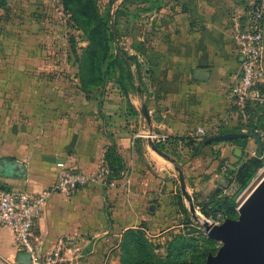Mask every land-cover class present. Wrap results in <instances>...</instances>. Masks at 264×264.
I'll return each instance as SVG.
<instances>
[{
	"label": "crops",
	"instance_id": "0c3cea01",
	"mask_svg": "<svg viewBox=\"0 0 264 264\" xmlns=\"http://www.w3.org/2000/svg\"><path fill=\"white\" fill-rule=\"evenodd\" d=\"M251 1H156L155 13L138 38V52L128 53L138 57V72L131 67L132 83L150 85L145 95L138 88V97L128 92L129 81L116 83L123 94L108 81L104 88L109 86L110 92L91 102L73 97L59 83H30L22 76L27 73L19 67L17 49L3 53L0 39V162L25 167L24 177L19 171L20 178L0 176V184L41 194L54 186L62 168L95 175L103 162L117 177L112 176L106 191L91 183L70 196L51 195L34 229L44 254L69 241L82 249L81 258L64 264H101L126 231L147 227L156 233L178 225L182 215L175 163L183 165L197 207H205L206 197L218 198L217 188L224 182L228 193L237 190L238 170L257 157L255 139L244 146L237 139L214 142L196 157L174 143L171 148L181 150L184 163L169 154L171 163L151 149L148 135L165 139L161 143L170 147L168 139L189 138L201 127L208 131L207 140L237 131L238 105L231 90L241 75V57L233 23ZM144 97L150 104L143 103ZM143 105L151 123L134 130L130 109ZM19 258L12 231L0 227V264H19Z\"/></svg>",
	"mask_w": 264,
	"mask_h": 264
},
{
	"label": "rangeland",
	"instance_id": "374dc122",
	"mask_svg": "<svg viewBox=\"0 0 264 264\" xmlns=\"http://www.w3.org/2000/svg\"><path fill=\"white\" fill-rule=\"evenodd\" d=\"M79 1L84 6L77 9ZM156 1L160 0H12L11 5L4 11L0 10L2 52L8 53L17 49L21 62L19 67L28 74L22 73V76L29 77L32 81L30 83H59L73 97H81L89 102L95 100L99 94L102 95L103 91L110 92L109 86L104 88L108 81H113L112 88L123 94L116 83L119 79L127 81L128 67H132L134 73L138 72V62L131 60L127 63L120 59L124 73H119L116 66L110 68L108 74H105V69L116 56L117 48H122L127 54L131 49L138 52L135 45L139 46L138 38L147 19L157 8ZM112 32H116L118 41L111 39ZM94 56L99 61L101 83H91ZM128 85V92L136 97L139 96L138 88L143 90L144 95L146 90H150L149 83ZM254 90L259 98L246 100L242 110L241 106L236 108L237 128H244L242 132H247L248 129L258 126L263 131L255 133L264 139V81L258 82ZM143 103L147 104L149 100L144 97ZM138 107L137 111L130 109L134 130L148 122L142 114V107ZM155 143L159 145V142ZM178 150L169 153L180 160V163H184L183 155L179 153L181 150ZM188 154L192 153L188 151ZM175 167L183 169V165L178 163H175ZM175 173L178 177V173ZM263 178L264 165L246 188L238 191L237 185V190L231 189L228 196L235 195L238 191L234 198L235 212L231 213V217L218 211L217 205H214L217 197H206L202 202L206 209L195 204L199 220H194L188 203L179 190V211L182 218L178 225L156 233H152L147 227L131 229L135 232L134 235L138 233L139 239H135L133 234L127 239L126 231L118 239L115 250L104 255L101 264H208L211 258L218 256L224 244L209 237L203 227V220H208L211 225L238 220L241 204ZM225 185L226 182L218 186L217 190L223 191ZM227 188L230 190V186ZM109 209L108 207L107 211ZM79 258L81 255L77 259Z\"/></svg>",
	"mask_w": 264,
	"mask_h": 264
},
{
	"label": "built area",
	"instance_id": "2783aa9c",
	"mask_svg": "<svg viewBox=\"0 0 264 264\" xmlns=\"http://www.w3.org/2000/svg\"><path fill=\"white\" fill-rule=\"evenodd\" d=\"M233 39L241 57V75L231 95L242 110L246 100L259 98L254 87L264 81V0H252L244 16L234 20ZM207 132L201 127L191 137L201 141ZM148 137L159 143L165 140L153 134ZM109 175V166L103 162L95 175L62 168L54 186L41 194L10 190L0 184V227L12 231L19 256L29 255L30 264H64L70 258L72 261L78 258L76 255L81 253V249L73 247L69 241L60 242L53 251L44 254L34 239L35 226L52 194L70 196L91 183L107 189L113 185ZM227 194V189H224L221 196Z\"/></svg>",
	"mask_w": 264,
	"mask_h": 264
},
{
	"label": "water",
	"instance_id": "95a60500",
	"mask_svg": "<svg viewBox=\"0 0 264 264\" xmlns=\"http://www.w3.org/2000/svg\"><path fill=\"white\" fill-rule=\"evenodd\" d=\"M114 23L112 22V27ZM142 114L151 123V118L146 105L142 107ZM250 135L258 145L262 141L256 134L249 133H230L226 135L214 136L205 145H211L219 141H231L244 138ZM150 147L159 156L174 163L169 155L161 151L153 140H150ZM48 161L57 164H64V160L47 157ZM25 176V167L14 161L0 162V176L10 178H20ZM178 173L180 190L188 203L189 212L194 220H199L194 199L187 190L186 179L183 169L175 167ZM203 227L207 230L209 237L224 244L216 258H211L208 264H264V178L251 192L239 208L238 220H227L222 225H211L208 220H203ZM19 263L30 264L29 255H21Z\"/></svg>",
	"mask_w": 264,
	"mask_h": 264
},
{
	"label": "trees",
	"instance_id": "16d2710c",
	"mask_svg": "<svg viewBox=\"0 0 264 264\" xmlns=\"http://www.w3.org/2000/svg\"><path fill=\"white\" fill-rule=\"evenodd\" d=\"M8 1L9 0H0V9H5L7 7ZM87 2H89V1H87ZM83 6L84 5H82V3L79 1V3L77 4V9L83 8ZM117 38L118 37H117L116 32H112L111 33V39L116 42V41H118ZM135 46L139 50V46H137V45H135ZM120 59L121 60L124 59L125 61H127V63L131 60L137 61V58L135 56H130L129 54L125 53L122 48H117V54H116V56H114V59H112L109 62L107 68L105 69V74H108L110 72V68L113 69V68H115V66H116L115 69H119V73L120 72L124 73L125 71L121 65ZM98 65H99V61L98 60L96 61L95 56H94L92 59V64H91V67H92V74H91L92 81H91V83H101L100 71L98 69ZM126 78H127V81H129V83L133 82V75H132L130 67H128V70L126 71ZM118 82L121 84L124 83V81L122 79H119ZM236 127H238V125ZM239 127H241V126L239 125ZM243 129L244 128H237L236 129L237 131L234 133L256 134L255 133L256 131L257 132L263 131V130H260V127H258V126L251 128V129H248L247 132H242ZM257 136H260V135H257ZM250 138H251V136L248 135L244 138L237 139L236 142L241 143V145L244 146L246 144V142L249 141ZM168 141H169L170 147H167L166 144L161 143V142L159 143V145H157L158 143H155V144L161 151L165 152L166 154L167 153L170 154L171 152L169 153V151H174L176 149L173 147L171 148L172 144L175 143L178 147L180 144H182L186 148H189L192 150L191 156L196 157V156H200L202 154L203 149L206 148L205 141H207V138L204 137L201 141H198L197 139H194L192 137L183 138V139H178V138L177 139H168ZM261 157H263V158H261ZM116 165H117V168L119 170L123 169V165H122V162H121L119 157L116 160ZM263 165H264V144L261 143V145H259L257 157L251 158L248 161H246L240 167V169L237 172L236 180H237V183L239 186L238 191L246 188L249 185V183L254 178L255 174L263 167ZM112 176H113V178H117L116 175H114V173L110 174L108 176L109 181L113 180ZM107 189H109V188H107ZM107 189H105V191ZM238 191H237V193H238ZM221 192L220 191L218 192V194H217L218 200L214 205H217V209L219 212H224L225 214H227L231 217V213L235 212L236 206L234 203V198H235L237 193H235V195H232V196H221V194H222ZM178 199H179V204H181L180 195L178 196ZM205 207H203L202 209H206ZM134 233L135 232L132 231L131 229L128 230L126 238L130 239L129 235L133 234V237L135 239H139L140 236H138V233H137V235H134Z\"/></svg>",
	"mask_w": 264,
	"mask_h": 264
}]
</instances>
